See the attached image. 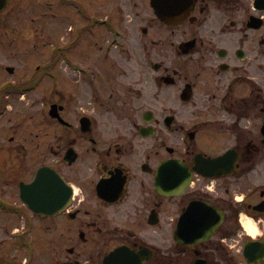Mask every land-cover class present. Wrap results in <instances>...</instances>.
<instances>
[{"label": "flooded vegetation", "instance_id": "obj_1", "mask_svg": "<svg viewBox=\"0 0 264 264\" xmlns=\"http://www.w3.org/2000/svg\"><path fill=\"white\" fill-rule=\"evenodd\" d=\"M0 40V116L55 123L0 145V264H264V0H0Z\"/></svg>", "mask_w": 264, "mask_h": 264}, {"label": "rangeland", "instance_id": "obj_2", "mask_svg": "<svg viewBox=\"0 0 264 264\" xmlns=\"http://www.w3.org/2000/svg\"><path fill=\"white\" fill-rule=\"evenodd\" d=\"M61 16L60 18L57 19V22L55 23L54 29L50 28L48 30H46L44 32V38H42L43 40V45H50V43H52V40H56L57 42H59V44H65L68 40H70L69 44L72 43V37L70 38V34L71 31H67V28L69 27H73L74 24H79L78 22H72L69 18L68 15L70 10L67 7H61ZM70 38V39H69ZM75 39V44L77 45H84L85 44V37L84 34H82L79 37V40H77V37L74 38ZM73 39V41H74ZM77 40V43H76ZM40 41V40H39ZM41 42V41H40ZM26 44V42L24 43ZM77 45L74 46V49L77 48ZM5 43L2 42V40H0V52L2 51V56H0V60H4L5 59ZM45 50V48H44ZM142 54H139V59H141ZM46 60H51V58H45ZM46 79H48L46 77ZM44 97V96H43ZM43 99L39 98V102H35V99H30L29 100V96H27L25 102H28L27 105H25L26 107H24L23 111H21V113H26L27 115L24 116L22 119L17 118V115L15 113H13L15 110H12V114L8 113L7 109L5 110V112L0 116V145L4 146L6 144H8L7 142V138L12 134L8 131L9 127L11 126H16L19 125L20 123H26L28 124L27 126H31V129L28 128V130H33L34 133L41 130V126L40 128H37L35 125H43L42 126V130H41V134L44 135V140H50L51 139V135H53L52 132V126L53 124H55L53 121H51L50 117L47 115V111L48 108L47 107V103L49 102V100H45L42 102ZM26 104V103H23ZM35 105V106H34ZM17 107H19L20 110V106L17 105ZM29 110V111H27ZM43 110V111H42ZM21 120V121H20ZM20 122V123H19ZM51 127V128H50ZM14 128V127H12ZM7 131V132H6ZM18 136H22L21 130L20 132H18ZM28 140H32L31 138H28ZM7 159V154H5V152L2 150H0V173H5L6 172V168H5V162ZM4 183V181H0V191L2 189V184ZM4 189V187H3ZM1 197H6V193L5 194H0ZM5 216H3L2 214H0V225L5 221ZM6 240H8V238H5ZM17 255V253L12 249V246L7 244V245H2L0 246V256L1 257H9V259L12 258V256Z\"/></svg>", "mask_w": 264, "mask_h": 264}, {"label": "water", "instance_id": "obj_3", "mask_svg": "<svg viewBox=\"0 0 264 264\" xmlns=\"http://www.w3.org/2000/svg\"><path fill=\"white\" fill-rule=\"evenodd\" d=\"M51 115H52V112H51ZM49 173H52V171H49L47 169H40L37 173H36V176H35V180L34 182L32 183L33 185L39 183L41 180H44L48 177ZM50 176H55V174L53 173V175H50ZM46 194V192H44ZM44 214H52L53 212L52 211H45L43 212Z\"/></svg>", "mask_w": 264, "mask_h": 264}, {"label": "bare ground", "instance_id": "obj_4", "mask_svg": "<svg viewBox=\"0 0 264 264\" xmlns=\"http://www.w3.org/2000/svg\"><path fill=\"white\" fill-rule=\"evenodd\" d=\"M243 224L245 225V226H250V223H249V221L246 219V218H243Z\"/></svg>", "mask_w": 264, "mask_h": 264}]
</instances>
